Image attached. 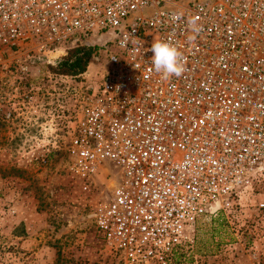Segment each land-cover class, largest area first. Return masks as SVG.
I'll return each mask as SVG.
<instances>
[{"label":"built area","instance_id":"2783aa9c","mask_svg":"<svg viewBox=\"0 0 264 264\" xmlns=\"http://www.w3.org/2000/svg\"><path fill=\"white\" fill-rule=\"evenodd\" d=\"M155 41L180 77L152 69ZM85 42L93 70H51ZM0 69L18 120L62 140L83 190L104 184L92 224L116 264H172L198 218L264 181V0H0Z\"/></svg>","mask_w":264,"mask_h":264},{"label":"rangeland","instance_id":"374dc122","mask_svg":"<svg viewBox=\"0 0 264 264\" xmlns=\"http://www.w3.org/2000/svg\"><path fill=\"white\" fill-rule=\"evenodd\" d=\"M88 62L89 70L97 65ZM38 74L32 84L42 82ZM16 89V79L0 69V264H116L92 224L104 184L97 180L83 190L62 140L50 147L18 120ZM262 203L264 181L229 210L198 218L192 242L175 252L172 264H264Z\"/></svg>","mask_w":264,"mask_h":264},{"label":"clouds","instance_id":"9594fccd","mask_svg":"<svg viewBox=\"0 0 264 264\" xmlns=\"http://www.w3.org/2000/svg\"><path fill=\"white\" fill-rule=\"evenodd\" d=\"M179 19V17H174ZM188 28L193 33L190 40L194 41L199 33L195 20L188 21ZM150 51L152 69L160 74L163 79L169 80L172 77H180L185 71V64L182 53L167 41H155L151 45Z\"/></svg>","mask_w":264,"mask_h":264},{"label":"trees","instance_id":"16d2710c","mask_svg":"<svg viewBox=\"0 0 264 264\" xmlns=\"http://www.w3.org/2000/svg\"><path fill=\"white\" fill-rule=\"evenodd\" d=\"M93 50L94 47L90 43H82L68 50L66 55L56 59L51 70L57 74L79 75L84 71Z\"/></svg>","mask_w":264,"mask_h":264}]
</instances>
